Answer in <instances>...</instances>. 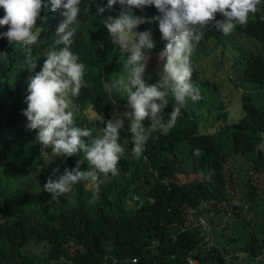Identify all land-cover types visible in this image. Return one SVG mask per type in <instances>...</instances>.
<instances>
[{"label":"trees","instance_id":"16d2710c","mask_svg":"<svg viewBox=\"0 0 264 264\" xmlns=\"http://www.w3.org/2000/svg\"><path fill=\"white\" fill-rule=\"evenodd\" d=\"M263 10L260 0L246 23L235 24L227 34L206 26L190 55L191 80L200 98L186 100L167 133L143 121L148 138L139 157L132 155L126 120L116 175L101 173L94 183L80 181L59 197L43 184L57 164L62 171L64 163L71 167L78 157H42L34 130L22 132L26 118L20 110L26 106V59H36L39 66L46 51L64 45L55 43L56 36L51 40L49 30V38L25 49L0 38V51L6 53L0 57V183L12 175L15 185L26 182L24 194L7 196L3 204L0 264H264ZM118 11L113 6L111 12L97 14L96 0H81L77 20L70 25L69 47L84 65L82 86L72 98L74 123L91 129L93 136L103 127L99 116L106 120L125 110L123 94L114 93L113 103L103 88L105 81L127 74L126 54H120L102 23ZM134 13L150 17L157 10L149 6ZM216 17L222 18L219 13ZM145 28L152 30L155 48L164 43L155 22L139 26ZM155 48L145 69L148 83L159 78L160 62L152 63ZM203 60L213 67L218 63L217 71L241 92L235 119L226 111L228 100L214 102L221 88L214 75H202ZM167 98L164 121L176 103L170 91ZM201 105L207 107L205 117ZM18 166L35 172L32 183L19 175ZM80 167L91 165L85 160Z\"/></svg>","mask_w":264,"mask_h":264},{"label":"clouds","instance_id":"9594fccd","mask_svg":"<svg viewBox=\"0 0 264 264\" xmlns=\"http://www.w3.org/2000/svg\"><path fill=\"white\" fill-rule=\"evenodd\" d=\"M260 0H96V13L111 12L118 6L117 15H108L102 20L119 52L125 57L126 75H119L104 82V92L109 100L113 94L126 98L125 110L108 119L99 116L103 127L98 135L92 130L74 123L72 98L79 94L82 86L84 65L69 45L74 29L70 27L78 17L81 0H0V38L9 44L15 43L25 49L27 45L39 44L43 38L63 47L50 48L44 59L37 64L34 58L26 59V78L23 102L20 111L26 118L25 127L35 132L40 144L41 156L48 158L77 156L73 166L64 161L63 170L57 164L49 174L43 189L53 197L73 190L80 181L94 183L99 174L116 175L117 162L124 147L119 142L120 130L127 120L132 134V155L139 157L147 140L146 126L167 133L175 124L186 100L200 98L199 89L191 80L190 55L195 45L203 38L206 26L214 27L225 34L235 24H244L250 12L256 11ZM152 6L157 14L150 17L137 15L134 9L143 11ZM258 10V9H257ZM219 13L222 18H217ZM155 22L164 43L157 53L160 62L158 79L148 83L145 69L150 60V50L156 42L150 28L139 29L142 24ZM30 51V49H29ZM6 53L0 51V57ZM171 92L176 102L164 121L161 113L167 107ZM113 103L115 101L113 100ZM50 149V151H47ZM82 157V158H81ZM87 161L90 168L80 165Z\"/></svg>","mask_w":264,"mask_h":264},{"label":"rangeland","instance_id":"374dc122","mask_svg":"<svg viewBox=\"0 0 264 264\" xmlns=\"http://www.w3.org/2000/svg\"><path fill=\"white\" fill-rule=\"evenodd\" d=\"M258 10H260L258 8ZM240 40V38H239ZM163 46H157L156 48H158V51L162 48ZM155 48V49H156ZM157 52L152 54V57H154L155 59H153L152 63L154 65H158V59H157ZM222 59L224 61H229V57L228 54H224V56L222 57ZM214 67L212 66V64L210 62L207 61H202V63L200 64V68H202V75L205 77H210L212 75L215 76V80L218 84V86L221 88L220 90V97L218 95L214 96V102L218 103L220 101H223L224 99L229 101V106L227 108L226 111H229L232 115V117L235 119L237 117V115H239V111H240V98H241V92H239L235 86H232L231 83L228 81V77H226V75L222 72L221 69H219V72L217 71L218 68V63H214ZM22 78H25V75L22 74ZM199 112L205 117L207 115V107L206 106H199L198 107ZM216 113V112H215ZM208 124H210L209 120L206 118ZM22 132L25 133V135H29L28 133V129L24 128L22 130ZM2 143V142H1ZM27 145V144H26ZM18 169H20L21 171L19 172V175H21L22 178L24 179H28L30 181V183H32L31 179H33L35 177V172H32V169L29 167H23V166H18ZM6 169H13V171L16 168H6ZM26 172V173H25ZM27 174V175H26ZM11 176V175H10ZM183 178H187V176H180ZM14 175H12L10 177V179H8L6 182H1L0 184H2L3 188L0 189V222L3 221L4 215H5V211H4V202L6 201L7 196L9 198H11V196H16L17 193H23V191L26 189V182L25 181H20L17 185H15V181L13 180ZM32 187L36 188V185H32ZM24 197L27 198V200H31V197L29 195H25ZM34 252H36L35 250H33ZM197 264V263H195Z\"/></svg>","mask_w":264,"mask_h":264},{"label":"bare ground","instance_id":"6f19581e","mask_svg":"<svg viewBox=\"0 0 264 264\" xmlns=\"http://www.w3.org/2000/svg\"><path fill=\"white\" fill-rule=\"evenodd\" d=\"M257 9H258V8H257ZM263 11H264V10H263ZM258 15H259V14H258ZM258 15H257V16H258ZM261 17H262V16H261ZM234 27H235V26H234ZM256 31H257V30H256ZM206 32H207V31H206ZM108 37H109V36H108ZM22 82H23V81H22Z\"/></svg>","mask_w":264,"mask_h":264},{"label":"built area","instance_id":"2783aa9c","mask_svg":"<svg viewBox=\"0 0 264 264\" xmlns=\"http://www.w3.org/2000/svg\"><path fill=\"white\" fill-rule=\"evenodd\" d=\"M137 200V198H135ZM135 261V260H134Z\"/></svg>","mask_w":264,"mask_h":264}]
</instances>
